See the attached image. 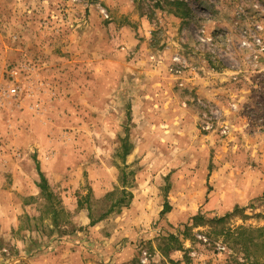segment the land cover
Segmentation results:
<instances>
[{"label": "rangeland", "instance_id": "rangeland-1", "mask_svg": "<svg viewBox=\"0 0 264 264\" xmlns=\"http://www.w3.org/2000/svg\"><path fill=\"white\" fill-rule=\"evenodd\" d=\"M166 1L189 16L150 0H0V264L74 250L122 189L134 264H264V249L247 255L225 234L264 228V195L205 209L218 188H240L212 177L223 154L243 149L241 177L264 166V0ZM195 133L208 148L199 159ZM125 138L133 149L122 164ZM38 169L69 214L57 228ZM234 208L194 227L196 215ZM119 212L104 218L110 231ZM169 235L181 251L167 253Z\"/></svg>", "mask_w": 264, "mask_h": 264}, {"label": "crops", "instance_id": "crops-1", "mask_svg": "<svg viewBox=\"0 0 264 264\" xmlns=\"http://www.w3.org/2000/svg\"><path fill=\"white\" fill-rule=\"evenodd\" d=\"M195 122V121H194ZM196 127L194 126V132ZM204 139L194 134V159H199L196 157L199 155V152L207 153V147L205 144H202ZM242 148L237 150L236 157H231L229 153L223 154L221 156L223 159H226L224 165H221L216 171L213 172L212 177H217L220 182L228 184L231 177L237 184L240 185L239 189H227L218 188V191H221V195L216 197L213 195L212 200L208 201L207 207H217L222 208H233L235 205H238L243 202L252 201L259 196L264 195V166L260 167L262 173L254 175V178H245L241 177V173H245L244 165L239 164L238 161H241L245 158V154H242ZM212 153V152H211ZM210 155V154H208ZM247 158H245L246 161ZM264 163V162H263ZM209 164L206 165V168L203 169L200 167L198 171V176L202 177L204 174H208ZM233 169V170H232ZM234 171L237 174L233 173ZM232 173V174H231ZM224 178V180L222 179ZM247 179V180H245ZM204 188H201V190ZM204 191V190H202ZM215 191V189H214ZM227 196H229L227 198ZM133 205V203H132ZM209 210V209H208ZM132 208L130 211L125 209L123 212H119L118 219L120 224L117 226L115 231H110L109 227L111 225L108 223V219H103L97 222L94 226L88 227V232L78 238H73L76 241L75 243L68 244L74 249L72 251L66 250V252L54 250L57 252V255L51 253L46 256H41L39 259L30 261V264H134L135 251L133 250V243L135 238L130 234V226L132 223V218H130ZM116 219L115 221H119ZM141 221L138 218V222ZM109 233V234H108ZM141 235V233H140ZM139 235V237H141ZM59 252V253H58ZM177 254V253H176ZM160 257H162L160 255ZM177 257V256H175ZM180 258V257H179ZM170 260H174V256H169ZM39 260H41L39 263ZM164 260V258H163ZM44 261V262H43ZM165 261V260H164ZM175 263H178V260H175ZM181 263V262H180ZM17 264V263H15ZM138 264V263H135Z\"/></svg>", "mask_w": 264, "mask_h": 264}, {"label": "trees", "instance_id": "trees-1", "mask_svg": "<svg viewBox=\"0 0 264 264\" xmlns=\"http://www.w3.org/2000/svg\"><path fill=\"white\" fill-rule=\"evenodd\" d=\"M150 1H155L156 5L159 6L160 3L166 2L168 6L173 8L176 12H173V16L178 17V18H184L189 16V9L187 5L184 2L181 1H175V2H167L166 0H150ZM133 149V146L131 143L128 142V140L125 138L121 142L120 146V159L122 161V164H125L126 158L131 154ZM131 176L134 175L133 172L129 173ZM38 175H39V183L37 184V188L40 190V194L42 197L45 198L50 204L48 206L47 212L50 215L51 218V226L53 228H57L60 226V219H67L69 214L67 211L64 210V208L59 206L58 202H54L53 194L49 190V186L47 184L46 178L41 174V172L38 169ZM127 178L128 175L127 173L124 172L122 169L120 172V178L119 181L122 186L126 185L127 183ZM120 194L122 197L120 199L115 200L114 202H110V206L108 210L102 214L99 218L97 219H90L88 226L92 227L94 226L97 222L103 220L106 218L109 214L113 213L114 211L117 210L119 212L122 208H126L129 206L132 200V194L130 192H127L125 189L120 190ZM112 195L111 193L107 194ZM106 197V196H105ZM126 199V200H125ZM84 202H88V197L84 198ZM81 207V201L79 200L77 202V209ZM170 210V206L168 203H164V210L160 213V216H164L167 214ZM237 211V208L233 209V212L231 214H228L222 218L218 219H213V220H206L203 216L201 215H196L192 218V221H194V227L200 224L204 223H223L225 220L229 219L231 215H233ZM229 238H234L237 237L242 240V243L244 245V252L248 255L249 254V246L253 247H261L264 249V228H259V229H243V228H238L236 230H227L225 233ZM252 234H255L257 237L256 239L250 238ZM236 238V239H237ZM168 243H167V253L169 252H175V251H181V246L178 241V238L172 235L168 236ZM174 243V244H172ZM162 257H169L166 253L165 255H162ZM257 264H260L257 262Z\"/></svg>", "mask_w": 264, "mask_h": 264}, {"label": "built area", "instance_id": "built-area-1", "mask_svg": "<svg viewBox=\"0 0 264 264\" xmlns=\"http://www.w3.org/2000/svg\"><path fill=\"white\" fill-rule=\"evenodd\" d=\"M101 14H103L105 17H107V14L104 10L101 11ZM143 255L145 256V254H143ZM144 259H145V257H144ZM141 262L143 263V261H141Z\"/></svg>", "mask_w": 264, "mask_h": 264}]
</instances>
